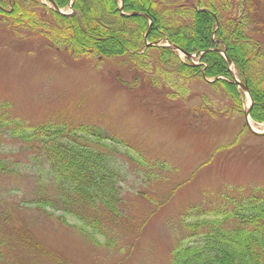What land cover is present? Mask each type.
<instances>
[{
	"label": "rangeland",
	"instance_id": "1",
	"mask_svg": "<svg viewBox=\"0 0 264 264\" xmlns=\"http://www.w3.org/2000/svg\"><path fill=\"white\" fill-rule=\"evenodd\" d=\"M64 2L60 7L71 14L70 1ZM260 9L255 21L264 29V0ZM153 76L136 69L127 55L76 57L45 37L0 30V107L8 104V114L27 125L63 119L115 136L120 144L111 162L122 174L123 213L108 227V218L98 216L106 234L92 239L70 215L64 221L61 212L37 208L32 201L41 167H34L26 143L0 134V157L18 164L0 171V264H170L172 249L192 233L186 224L196 216L214 224L220 210L233 209L227 207L232 200L264 198V136L245 125L249 102L241 88L239 110L237 101L205 79L186 82L183 97L173 98L170 86H151ZM252 122L264 130V121ZM144 159L156 165L153 176ZM195 231L203 234L210 226Z\"/></svg>",
	"mask_w": 264,
	"mask_h": 264
},
{
	"label": "trees",
	"instance_id": "2",
	"mask_svg": "<svg viewBox=\"0 0 264 264\" xmlns=\"http://www.w3.org/2000/svg\"><path fill=\"white\" fill-rule=\"evenodd\" d=\"M64 1L57 0L60 5L68 0ZM261 6L262 0H201L198 6L195 2L177 5L159 0H124L126 11L144 13L124 16L117 0H75L76 12L62 15L40 0H0V30L18 38L45 37L50 45L65 48L76 57L127 55L136 69L146 74L152 71L151 86H170L173 98H182L185 84L191 80L221 75L230 78L226 59L215 49L226 48L252 93V117L264 121V29L255 21ZM149 17L153 19L150 41L166 36L188 52L204 50L200 59L206 65L182 61L168 47L152 46L140 52ZM156 57L164 66L149 65ZM209 84L222 89L233 104L237 101V109L242 108L243 94L237 84L223 78ZM8 107H0V134L26 143L32 150L34 167H41L32 203H37V208L61 212L64 221L70 215L79 232L87 237L106 234L98 216L108 218L107 227L123 216L119 184L122 174L117 162H111L120 141L90 123L27 125L10 116ZM141 162L147 174L153 176L156 165L146 159ZM13 166L18 164L11 158L0 157L1 172L14 171ZM49 186L52 191L47 190ZM228 206L233 209L220 210L223 215L214 224L209 219L200 220V216L187 223L193 231L176 242L170 264H264V198L234 199ZM2 216L9 217L5 213ZM200 226H210V231L199 234L195 230Z\"/></svg>",
	"mask_w": 264,
	"mask_h": 264
},
{
	"label": "water",
	"instance_id": "3",
	"mask_svg": "<svg viewBox=\"0 0 264 264\" xmlns=\"http://www.w3.org/2000/svg\"><path fill=\"white\" fill-rule=\"evenodd\" d=\"M52 2H53V4H54L55 8H56L57 10H59L57 4H56L53 0H52ZM175 47L178 48V46H175ZM187 54L190 56L189 53H187ZM224 54H225V52H224ZM226 58H227L228 63H231L230 58H229L228 56H226ZM233 78H234V81L237 82V83H238V84H239L244 90H246V91L248 92L249 96H250V104H249V106L247 107V109L244 111V115H245L246 122H247V125H248L249 129H250L254 134H257V135H264V131H257V130H255V129L251 126V124H250V122H249L250 110H251V106H252V102H253V100H252L251 94H250V92H249V88H248V86L245 85L244 83H242V82H241V81H240V80H239L234 74H233Z\"/></svg>",
	"mask_w": 264,
	"mask_h": 264
},
{
	"label": "bare ground",
	"instance_id": "4",
	"mask_svg": "<svg viewBox=\"0 0 264 264\" xmlns=\"http://www.w3.org/2000/svg\"><path fill=\"white\" fill-rule=\"evenodd\" d=\"M250 122H251L252 126H253L254 128H256L255 124H254L251 120H250Z\"/></svg>",
	"mask_w": 264,
	"mask_h": 264
}]
</instances>
